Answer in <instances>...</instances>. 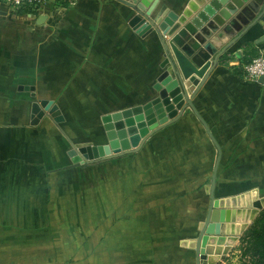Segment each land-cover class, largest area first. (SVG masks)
Here are the masks:
<instances>
[{
    "label": "crops",
    "instance_id": "crops-1",
    "mask_svg": "<svg viewBox=\"0 0 264 264\" xmlns=\"http://www.w3.org/2000/svg\"><path fill=\"white\" fill-rule=\"evenodd\" d=\"M71 1L45 0L40 13L0 2V264H196L182 242L199 233L216 161L215 197L234 217L227 228L242 232L209 257L238 264L241 236L264 208V77L243 70L264 53V22L192 98L206 126L187 108L136 152L75 163L72 148L108 143L107 122L155 97L165 67L158 32L135 26L133 7ZM128 1L144 11L154 2ZM187 2L158 0L150 16Z\"/></svg>",
    "mask_w": 264,
    "mask_h": 264
},
{
    "label": "water",
    "instance_id": "water-1",
    "mask_svg": "<svg viewBox=\"0 0 264 264\" xmlns=\"http://www.w3.org/2000/svg\"><path fill=\"white\" fill-rule=\"evenodd\" d=\"M121 1L138 12L133 19L135 26L149 21L155 27L164 48L162 66L165 68L153 87L157 91L155 97L123 111V115H133L125 117L124 123L120 118L121 113L115 116V127L107 122L108 143H86L72 148L69 154L75 163H91L136 152L153 133L178 119L187 108L192 109L206 126L192 98L230 46L253 24L264 22V0H188L180 13L165 8L156 18L150 14L158 0H154L145 11L131 1ZM210 1L212 5L207 10L203 9ZM195 14L198 18L194 17ZM45 18L46 15H41L39 22ZM200 18L205 21L202 22ZM232 32H238L233 41L222 43L225 36ZM105 121H109V117ZM217 170L218 161L206 187L210 204L199 225V233L195 239L182 242V245L195 250L196 264H216V259L209 256L222 255L226 251H215L211 247L231 246L242 232L236 234L233 229L227 228L228 224H234V217L222 205V200L215 197Z\"/></svg>",
    "mask_w": 264,
    "mask_h": 264
},
{
    "label": "trees",
    "instance_id": "trees-1",
    "mask_svg": "<svg viewBox=\"0 0 264 264\" xmlns=\"http://www.w3.org/2000/svg\"><path fill=\"white\" fill-rule=\"evenodd\" d=\"M17 12L26 13L30 11L23 8ZM237 249L240 250V261L238 264H264V208L241 236ZM227 264L234 263L228 262Z\"/></svg>",
    "mask_w": 264,
    "mask_h": 264
},
{
    "label": "built area",
    "instance_id": "built-area-1",
    "mask_svg": "<svg viewBox=\"0 0 264 264\" xmlns=\"http://www.w3.org/2000/svg\"><path fill=\"white\" fill-rule=\"evenodd\" d=\"M72 2L71 0H69ZM13 10L29 9L31 13H40L45 0H0ZM17 10V11H18ZM244 75L247 78L257 79L264 77V53L253 57L243 65Z\"/></svg>",
    "mask_w": 264,
    "mask_h": 264
},
{
    "label": "rangeland",
    "instance_id": "rangeland-1",
    "mask_svg": "<svg viewBox=\"0 0 264 264\" xmlns=\"http://www.w3.org/2000/svg\"><path fill=\"white\" fill-rule=\"evenodd\" d=\"M72 3H73V2H71V4H72ZM9 9H10L11 11L15 12V10L11 9L10 7H9ZM17 10H18V9H17ZM17 10H16V12H17ZM20 10H21V9H20ZM83 122H88V123H87L88 125L93 124V123H96L95 120H93V119H84ZM96 136H98V135H96ZM99 137H100V136H99ZM99 137H98V138H99ZM94 138H95L94 140H97L96 137H94ZM101 139L103 140V142H108V136H107V134H103V135L101 136Z\"/></svg>",
    "mask_w": 264,
    "mask_h": 264
}]
</instances>
